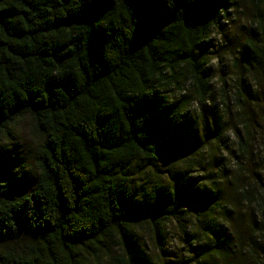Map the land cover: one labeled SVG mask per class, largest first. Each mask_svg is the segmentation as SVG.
Returning a JSON list of instances; mask_svg holds the SVG:
<instances>
[{
	"label": "trees",
	"instance_id": "16d2710c",
	"mask_svg": "<svg viewBox=\"0 0 264 264\" xmlns=\"http://www.w3.org/2000/svg\"><path fill=\"white\" fill-rule=\"evenodd\" d=\"M244 7L218 96L212 34ZM263 136L264 0H0V264H170L168 222L177 263L264 264Z\"/></svg>",
	"mask_w": 264,
	"mask_h": 264
},
{
	"label": "rangeland",
	"instance_id": "374dc122",
	"mask_svg": "<svg viewBox=\"0 0 264 264\" xmlns=\"http://www.w3.org/2000/svg\"><path fill=\"white\" fill-rule=\"evenodd\" d=\"M250 16V12L248 11L247 8L244 7L242 11H235V18L237 19L236 21L232 23H228V29L225 32H220V31H214L212 36L215 38L214 42L216 43L213 48L215 50L214 52H210L208 54V59L210 61V66L212 70V84L215 89V93L220 96L221 94V89L222 86H225L227 88L230 87L229 83L232 82L229 78L228 75H232L233 71L237 70L238 68L235 66H232V63L230 61V56H233V53H236V51L233 52L235 47H240L244 41L246 40L248 34L246 33V27L249 26L246 19ZM222 58V65L218 63V59ZM188 92V89L186 88L185 93ZM179 98V97H178ZM220 102L219 100H217ZM231 103V102H230ZM223 107V106H222ZM229 113L226 114V117L229 119V126L228 131L226 133V136L228 135V143L225 146L226 151H223L221 149L217 150V153L220 156L225 157L227 160V168H232L233 172L235 169V160L237 158H241L238 155V149L237 147V138L235 139L233 133L235 132V128L233 126L236 124L234 120V110L235 106L230 104L228 108ZM194 113V111H193ZM34 133L32 130V125L31 121L29 118H23L19 123H18V128L17 132H15V137L11 139V142L9 143V146L14 149H19L23 150L24 148L30 147L31 150L34 147ZM261 140V139H260ZM262 142L264 143V136L262 137ZM259 144H261V141L259 139L255 140L254 143H252L254 148H258ZM215 146V145H214ZM254 158L256 154H253ZM29 157L31 158V155L29 154ZM253 158V159H254ZM249 162L246 161L248 165H253L252 164V157L248 160ZM29 166L33 165V160L28 161ZM169 166H165L164 163L160 164V168H162L160 171L162 172H167ZM255 167V165H254ZM217 168L214 164L211 165H205V170L204 172H209L212 169ZM252 170V169H251ZM255 170V169H254ZM254 170L250 173L247 174L246 179H248L250 182L255 183L256 182V177ZM174 172L171 174L173 175ZM252 175V176H251ZM174 177V175H173ZM221 180V177L219 178ZM167 242L165 246L170 249L172 254L167 255L168 260L170 258L171 262L170 264H182V263H177L178 259L182 254L186 255L187 253L190 252V247L187 245V243L183 239H179V234L178 230L176 228V224L174 222H168L167 223ZM146 243V248L148 252L151 251V246L150 243L145 241Z\"/></svg>",
	"mask_w": 264,
	"mask_h": 264
}]
</instances>
